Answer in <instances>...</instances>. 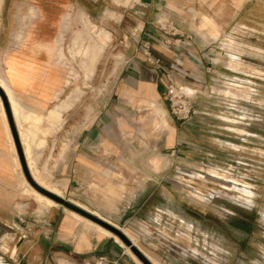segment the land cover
<instances>
[{
    "label": "rangeland",
    "instance_id": "rangeland-1",
    "mask_svg": "<svg viewBox=\"0 0 264 264\" xmlns=\"http://www.w3.org/2000/svg\"><path fill=\"white\" fill-rule=\"evenodd\" d=\"M170 2L154 20L157 36L168 59H195L194 72L170 70L172 82L165 77L155 109L131 94L135 80L124 79L125 60L143 55L134 48L137 32L125 29L126 17L137 18L138 0H0V59L14 48L21 25L39 23L49 29L47 54L63 76L48 107L58 104V117L48 121L47 109L38 124H21L31 131L33 170L52 188L61 141L94 120L111 136L110 151L121 156L120 188L142 186L144 198L153 190L148 200L158 208L144 213L169 228L176 249L201 264H264V0ZM183 105L193 109L186 118L174 112ZM12 143L16 185L38 201ZM5 232L0 227V238ZM5 237L0 245L9 251L22 248ZM34 242L22 249L30 253ZM41 259L36 253L23 262Z\"/></svg>",
    "mask_w": 264,
    "mask_h": 264
},
{
    "label": "crops",
    "instance_id": "crops-1",
    "mask_svg": "<svg viewBox=\"0 0 264 264\" xmlns=\"http://www.w3.org/2000/svg\"><path fill=\"white\" fill-rule=\"evenodd\" d=\"M138 2L139 11L135 12L137 18L126 17L125 29L130 35L137 32L133 41L134 48L142 49L143 55L134 53L125 60L124 79L135 80L131 94L145 97L156 109L157 105H160L156 99L161 97L164 88V69L173 73L177 71V74L182 72L193 74L195 59H168L166 51L162 48L154 20L162 15L163 8H172L170 0ZM37 9L41 10L38 7ZM17 31L21 33V38L19 40L15 38L14 48L0 59L4 75V80L0 79V87L7 88L2 90L6 96L14 129L27 168L29 161L31 166L28 168L29 172L31 176L33 173L36 177L28 141L31 131H24L21 124L29 120L34 124L39 123L41 113L48 109L60 92L63 76L61 68L47 54V49L51 50V46L47 45L49 38L46 33L49 29L46 26L27 23L21 25ZM144 47L150 49L151 57L143 50ZM152 57L158 59L159 64L154 62ZM8 92L17 110L22 111L19 123L12 114ZM0 102L4 109L2 99ZM59 112V105L55 104L45 112L44 117L48 121H53ZM5 117L14 143L6 113ZM163 124L169 129L166 121ZM4 126L0 117V227L6 231L0 240L8 238L5 237L8 234L11 238L21 241L22 248L30 245V241L35 242L30 253V249L25 251L22 248L9 251L2 244L0 258L10 260L9 264H25L23 262L25 256H34L37 253L42 256L40 263L44 264H103L100 261L101 257L105 258V264H138L130 248L122 245L118 241L119 238L111 232L107 234L99 231L95 223L83 221L73 211L59 203L49 204L44 198L37 201L24 196L16 185L14 173L19 176L20 169L15 167V154L7 140ZM173 135L169 130L168 143L173 142ZM111 139V136L97 129L94 120L87 122L61 141L65 148L56 154L49 175L52 188L43 186L37 177L33 179L42 187L53 190L52 192L57 193L62 199L118 228L152 264H201L174 247L175 237L169 233L167 226L161 224L162 229L158 228L160 224L154 222L152 214L144 213V209L158 208L157 204L148 200L153 190H149L150 194L144 198L142 186L139 188L133 186L129 190L120 188V168L117 161L121 156L110 151ZM23 188L28 190L26 187ZM19 218H23L24 221H19ZM168 239H171L170 243ZM139 263L142 264L140 261Z\"/></svg>",
    "mask_w": 264,
    "mask_h": 264
},
{
    "label": "water",
    "instance_id": "water-1",
    "mask_svg": "<svg viewBox=\"0 0 264 264\" xmlns=\"http://www.w3.org/2000/svg\"><path fill=\"white\" fill-rule=\"evenodd\" d=\"M0 97L2 99L3 105H4V109H5V113L8 119V123L10 126V130L14 139V144H15V148L17 151V155H18V159L20 161V165L23 171V174L25 176V179L27 180V182L29 183V185L34 188L37 192H39L40 194H42L43 196L55 201L56 203H59L61 205H63L64 207L68 208L69 210L79 214L80 216L90 220L91 222L98 224L99 226L105 228L106 230L110 231L111 233H113L114 235H116L127 247L130 248L131 252L135 255V257L142 263V264H152V262L138 249L136 248L132 242L126 237V235L121 232L118 228H116L115 226L107 223L106 221L102 220L101 218L89 213L88 211H85L84 209L74 205L73 203L66 201L64 199H62L61 197H59L57 194L53 193L52 191L40 186L31 176L27 165H26V161L24 158V154L22 151V147L19 143L16 131L14 129V125L11 119V115H10V110L7 104V100H6V96L4 91L2 90V88L0 87ZM11 259V258H9ZM0 260H2L5 264H9L10 260H3L0 258Z\"/></svg>",
    "mask_w": 264,
    "mask_h": 264
},
{
    "label": "bare ground",
    "instance_id": "bare-ground-1",
    "mask_svg": "<svg viewBox=\"0 0 264 264\" xmlns=\"http://www.w3.org/2000/svg\"><path fill=\"white\" fill-rule=\"evenodd\" d=\"M91 48V47H90ZM91 53V52H90ZM100 58V57H99ZM91 60V59H90ZM89 64V63H88ZM2 85V84H1ZM3 86V85H2ZM3 89H6L7 90V88H6V86H3L2 87ZM187 90H190V89H188L187 88ZM9 91V90H8ZM7 95H8V97H9V99H10V101H11V105H12V114H13V116H14V119L16 120V122H18L19 123V121H18V116H17V113H18V110H17V107L15 106V102H14V100H13V98L11 97V95H10V93L8 92L7 93ZM0 117H1V119L3 120V123H4V127H6V137H7V140H8V142H9V145H10V147H11V150H12V146H11V136H10V132H9V130H8V124H7V121H6V117H5V113H4V109H3V106H2V104H1V102H0ZM19 125V124H18ZM22 134V133H21ZM22 143V142H21ZM15 158V157H14ZM27 159V158H26ZM27 163V162H26ZM28 166L29 167H31L30 166V163H29V161H28ZM15 167H16V159H15ZM28 167V168H29ZM32 171V170H31ZM32 178H34V179H36V177H35V175L32 173ZM41 186V185H40ZM45 188V187H44ZM32 191H34L41 199L42 198H44V199H46V201L49 203V204H54L55 203V201H53V200H51V199H49V198H47V197H45V196H43L42 194H40L39 192H37L34 188H30ZM53 191V190H52ZM54 192V191H53ZM57 194V193H56ZM43 202V201H42ZM75 213V212H74ZM77 217H79L80 219H82V220H84V221H87L88 223H93V222H91L90 220H88V219H86V218H84V217H82V216H80L79 214H75ZM95 225V227L99 230V231H101V232H104V233H107V234H110V231H108V230H106L105 228H103V227H101V226H99L98 224H94ZM113 234V233H112ZM116 237V236H115ZM116 239H118L117 237H116ZM0 264H5L2 260H0Z\"/></svg>",
    "mask_w": 264,
    "mask_h": 264
},
{
    "label": "built area",
    "instance_id": "built-area-1",
    "mask_svg": "<svg viewBox=\"0 0 264 264\" xmlns=\"http://www.w3.org/2000/svg\"><path fill=\"white\" fill-rule=\"evenodd\" d=\"M146 53L149 54L148 51H147ZM152 58H153V57H152ZM152 60H153L154 62H156V63L159 64V60H158V59L153 58ZM164 73H165V77H166L170 82H172V75H171V73H170L169 71L165 70V69H164ZM170 88H172L171 85H169L168 91L170 90ZM192 111H193V109H192L191 106H189V105H188V106L183 105V110H180V107H179V109L176 110V111H174V112H175V114H177L178 117H180V118H186V117H187ZM19 221L23 222L24 220H23V218H19ZM100 261H101V263H103V264L106 263V260H105L104 257H101V258H100Z\"/></svg>",
    "mask_w": 264,
    "mask_h": 264
},
{
    "label": "flooded vegetation",
    "instance_id": "flooded-vegetation-1",
    "mask_svg": "<svg viewBox=\"0 0 264 264\" xmlns=\"http://www.w3.org/2000/svg\"><path fill=\"white\" fill-rule=\"evenodd\" d=\"M20 36H21V33L16 35V39L19 40L20 39Z\"/></svg>",
    "mask_w": 264,
    "mask_h": 264
}]
</instances>
